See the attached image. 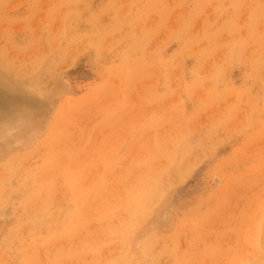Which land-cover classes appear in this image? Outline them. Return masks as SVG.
Segmentation results:
<instances>
[{
	"label": "rangeland",
	"instance_id": "rangeland-1",
	"mask_svg": "<svg viewBox=\"0 0 264 264\" xmlns=\"http://www.w3.org/2000/svg\"><path fill=\"white\" fill-rule=\"evenodd\" d=\"M0 264H264V0H0Z\"/></svg>",
	"mask_w": 264,
	"mask_h": 264
}]
</instances>
